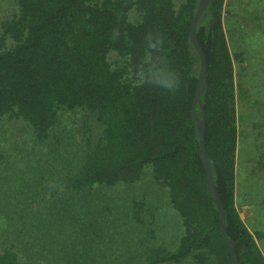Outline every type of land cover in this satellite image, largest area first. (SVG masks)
<instances>
[{
    "label": "trees",
    "instance_id": "1",
    "mask_svg": "<svg viewBox=\"0 0 264 264\" xmlns=\"http://www.w3.org/2000/svg\"><path fill=\"white\" fill-rule=\"evenodd\" d=\"M199 2L18 0V12L2 23L0 115L29 122L40 140L50 138L63 107L89 110L103 124L102 137L67 177L71 189L134 182L147 164L169 188L185 234L176 250L154 249L145 264L179 262L194 252L202 261L212 255V264H234L193 118L202 59L191 26ZM225 3L211 0L197 26L208 58L206 145L237 259L264 264L236 203L239 115ZM132 9L141 13L137 22ZM115 53L122 63L112 60ZM196 112L203 117L199 103ZM0 264L25 263L14 250H3Z\"/></svg>",
    "mask_w": 264,
    "mask_h": 264
},
{
    "label": "rangeland",
    "instance_id": "2",
    "mask_svg": "<svg viewBox=\"0 0 264 264\" xmlns=\"http://www.w3.org/2000/svg\"><path fill=\"white\" fill-rule=\"evenodd\" d=\"M18 10V0H0V37L2 23ZM130 19L139 21L141 13L132 9ZM225 26L236 63L238 165L245 176L249 167L264 169V0H226ZM111 58L123 62L116 53ZM59 115L47 140L24 119L0 115V251L14 250L25 264H145L154 249L176 250L183 221L151 164L134 182L69 187L67 177L102 137L103 124L86 109L63 107ZM248 179L264 200L261 176ZM201 261L194 252L157 264H212L214 258Z\"/></svg>",
    "mask_w": 264,
    "mask_h": 264
},
{
    "label": "water",
    "instance_id": "3",
    "mask_svg": "<svg viewBox=\"0 0 264 264\" xmlns=\"http://www.w3.org/2000/svg\"><path fill=\"white\" fill-rule=\"evenodd\" d=\"M211 0H200L199 6L197 8V11L195 13V16L192 21V26H191V39L193 41V44L195 45L196 49L200 53L201 59H202V64H201V69L200 73L198 76V83H197V88H196V96L195 100L193 103V118L194 122L198 127L199 134H200V154L201 158L204 163V167L206 169V172L208 174V189L209 192L215 201L216 205L218 206L220 215H221V228H222V238L223 241L226 245L229 246L230 248V255L231 259L234 264H241L239 260L237 259V253H236V243L229 239L227 236V224H226V211L224 208V204L221 198V195L219 193L211 161H210V156H209V151L207 149L206 145V124H207V115L206 111L203 105V100H202V93L206 87L207 83V78H208V58L206 55V52L199 40V36L197 33V26L200 18L202 17L203 13L207 9L209 3ZM200 104L203 108L204 115L202 118H200L196 112V105Z\"/></svg>",
    "mask_w": 264,
    "mask_h": 264
},
{
    "label": "crops",
    "instance_id": "4",
    "mask_svg": "<svg viewBox=\"0 0 264 264\" xmlns=\"http://www.w3.org/2000/svg\"><path fill=\"white\" fill-rule=\"evenodd\" d=\"M227 37H228V33H227ZM235 75H236V63H235ZM247 122H249V120H247ZM238 160L239 158H237L236 203L241 213V216L243 217L245 223L251 229V231L255 233L257 241L264 253V246L262 245L261 242V240L264 239V222L260 220V217L264 216V209H263L264 200L260 201L258 198L259 196L255 197L253 195L254 189L252 187L248 188V183L250 182L248 176L258 174L261 176V180L263 181L264 169L260 168V166L258 165L254 166L256 168L249 167L250 169L248 170V172H246L244 176L243 171H245V167L239 169L241 166L238 165ZM245 166L248 167L247 164Z\"/></svg>",
    "mask_w": 264,
    "mask_h": 264
}]
</instances>
